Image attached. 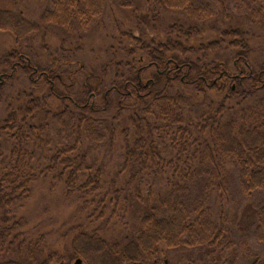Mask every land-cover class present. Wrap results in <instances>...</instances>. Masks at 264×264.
Listing matches in <instances>:
<instances>
[{
	"label": "trees",
	"instance_id": "1",
	"mask_svg": "<svg viewBox=\"0 0 264 264\" xmlns=\"http://www.w3.org/2000/svg\"><path fill=\"white\" fill-rule=\"evenodd\" d=\"M117 1L50 0L39 21L0 9V30L17 44L49 24L83 38ZM141 1L139 12L120 0L134 19L117 20L100 54L78 57L79 39L72 52L62 40L44 44L46 58L21 46L0 58V264H171L168 251L195 247L196 264H264V53L250 35L264 28V0ZM163 9L186 18L161 29ZM87 143L121 148L120 186L106 185ZM49 176L104 224L141 205L135 231L84 228L49 250L8 219Z\"/></svg>",
	"mask_w": 264,
	"mask_h": 264
},
{
	"label": "rangeland",
	"instance_id": "2",
	"mask_svg": "<svg viewBox=\"0 0 264 264\" xmlns=\"http://www.w3.org/2000/svg\"><path fill=\"white\" fill-rule=\"evenodd\" d=\"M119 3H121L120 0L114 4H109L103 15L92 24L86 33H83L84 39L80 38L81 34L79 32L74 30L65 31L62 27L49 24L45 30L46 32L44 30L31 32L25 38H21L19 44H17L14 35L10 31L0 30V58L9 50L19 46L27 49L31 48L36 54L46 58L48 52L44 44L47 43L50 48H55L62 45V40H65L66 47L72 52V50L76 51L77 46L81 44L79 39L84 40L82 41L84 49L77 54L78 57H91V48L94 51L96 50V54H100L106 45L112 43L117 20L129 25L128 22L131 23L134 19L133 9L122 8ZM49 6H51L50 0H0V9L13 10L31 21H39L43 11ZM136 7L139 8V12L145 9V5L141 0H137ZM161 15L162 20L159 24L161 29L173 20L186 18L180 11L171 9H163ZM237 15L235 13L234 19L232 18L230 21L238 23L239 18ZM211 23L212 21L208 22V24ZM207 34L211 35L212 30L208 29ZM250 35L252 37L251 43L256 47L253 55L260 58L264 53L261 51L264 50V28L253 27ZM226 52V50L223 51V53ZM230 69H234L232 64ZM26 84L25 81H16V84L7 90L10 97L15 94L16 89H21ZM0 103V110H2V107L4 110L5 103ZM106 146L87 143L85 149H87L89 160L102 168L106 185L114 187L113 182H116L120 186L118 164L121 148L119 151V146H117L113 150L114 152H111ZM4 149L8 152L7 145H4ZM76 199L74 196L67 195L62 182L54 181L51 176L41 177L33 183L31 195L23 201L22 206L13 205L8 208L11 211L10 218H8L9 223L22 218L24 225L21 229L26 230L32 239L41 237L49 250L62 251L67 245H70L76 232L84 228L98 229L103 237L111 238L115 236V238L121 240L123 233H127L129 230L135 231L138 218L143 211L141 205L134 203L131 204V210L125 212L123 218L119 217L117 220L104 224V222L96 220L95 215L90 217L91 210L83 209L84 205L81 200ZM2 212L3 210L1 215ZM244 215L246 220L252 215L249 207L248 210L245 209ZM241 220H243L242 214ZM126 222H128L129 228L126 227ZM241 223L242 221H240ZM167 253L171 264H196L204 255L203 249L198 247L178 248ZM76 259L77 257H74L71 264H75Z\"/></svg>",
	"mask_w": 264,
	"mask_h": 264
},
{
	"label": "water",
	"instance_id": "3",
	"mask_svg": "<svg viewBox=\"0 0 264 264\" xmlns=\"http://www.w3.org/2000/svg\"><path fill=\"white\" fill-rule=\"evenodd\" d=\"M75 264H82V259L81 258L76 259Z\"/></svg>",
	"mask_w": 264,
	"mask_h": 264
}]
</instances>
